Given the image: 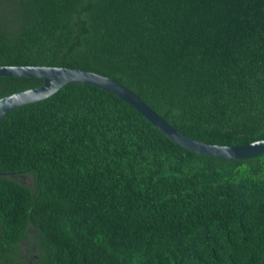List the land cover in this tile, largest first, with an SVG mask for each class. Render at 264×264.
<instances>
[{"label": "trees", "instance_id": "1", "mask_svg": "<svg viewBox=\"0 0 264 264\" xmlns=\"http://www.w3.org/2000/svg\"><path fill=\"white\" fill-rule=\"evenodd\" d=\"M0 66L107 77L207 145L264 140V0H0ZM42 85L0 77V99ZM0 264H264V154L190 152L69 83L0 118Z\"/></svg>", "mask_w": 264, "mask_h": 264}, {"label": "water", "instance_id": "2", "mask_svg": "<svg viewBox=\"0 0 264 264\" xmlns=\"http://www.w3.org/2000/svg\"><path fill=\"white\" fill-rule=\"evenodd\" d=\"M0 77L41 79L39 88L15 93L0 99V118L19 107L43 101L69 83L92 86L106 91L137 110L151 125L173 143L207 157L242 160L264 154V140L236 147L207 145L178 132L146 103L119 83L87 71L52 67L0 66ZM25 181V179H24Z\"/></svg>", "mask_w": 264, "mask_h": 264}, {"label": "flooded vegetation", "instance_id": "3", "mask_svg": "<svg viewBox=\"0 0 264 264\" xmlns=\"http://www.w3.org/2000/svg\"><path fill=\"white\" fill-rule=\"evenodd\" d=\"M27 260V259H26Z\"/></svg>", "mask_w": 264, "mask_h": 264}]
</instances>
